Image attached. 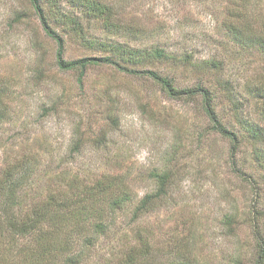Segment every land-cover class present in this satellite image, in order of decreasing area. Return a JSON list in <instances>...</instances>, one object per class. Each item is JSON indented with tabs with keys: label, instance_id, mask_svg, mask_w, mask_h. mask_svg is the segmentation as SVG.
<instances>
[{
	"label": "rangeland",
	"instance_id": "rangeland-1",
	"mask_svg": "<svg viewBox=\"0 0 264 264\" xmlns=\"http://www.w3.org/2000/svg\"><path fill=\"white\" fill-rule=\"evenodd\" d=\"M59 1L62 16L81 26L75 32L51 17L65 42L64 59L110 56L104 43L164 48L174 59L130 67L169 77L180 89L204 84L218 118L238 132L232 102L205 65L220 62L224 81L234 85L240 116L260 122L256 101L244 86L264 73V54L233 43L225 24L231 0ZM87 1L108 6L120 29H107L103 20L88 15ZM258 7L255 13L263 17L264 0ZM58 49L29 0H0V174L30 159L38 199L75 175L88 186L118 178L131 199L115 215L108 239L92 248L87 264L119 257L138 229L152 234L158 252L152 264H234L237 257L240 264H253L260 217L264 230V180L251 144L241 141L234 163L232 142L213 131L199 98H170L150 77L111 65H90L80 82L78 71L59 69ZM76 132L85 141L80 154L72 152ZM104 136L106 145L94 142ZM155 170H171L173 185L161 207L137 221L135 206L156 189ZM229 215L236 216L235 234L223 224ZM23 246L21 241L11 247L1 236L0 264H19Z\"/></svg>",
	"mask_w": 264,
	"mask_h": 264
},
{
	"label": "trees",
	"instance_id": "trees-1",
	"mask_svg": "<svg viewBox=\"0 0 264 264\" xmlns=\"http://www.w3.org/2000/svg\"><path fill=\"white\" fill-rule=\"evenodd\" d=\"M262 1L231 0L233 7L225 24L233 43L240 44V48L244 50L257 49L264 54V16L260 17L255 13L261 9L257 6ZM29 2L40 18L47 36L58 44L57 65L60 70L78 71L81 82L92 64L116 66L128 75L150 77L170 98L188 100L199 98L203 111L213 123V131L232 142L234 163L235 152L241 146V141H247L253 147V159L264 180V73L256 80L248 79L244 86L248 96L256 101L260 122H252L240 116V102L233 100L234 85L229 80L224 81L222 71L225 69L222 64L215 61L205 64L215 71V75L219 77L218 85H223L224 89H221L232 102V109L241 129L235 132L228 129L218 118L212 91L204 84L195 88L180 89L169 77L155 71L130 67H142L148 63L174 59L175 55L170 54L166 49L159 46L131 48L104 43L102 47L112 53L110 56L68 61L64 59L65 42L51 26L50 19L55 17L58 23L64 27H72L75 32L81 27L80 23L67 14L63 15L65 20L61 19L63 10L59 0H29ZM85 6L88 8V15L103 20L107 29H120L113 24L112 13L108 6L95 1H87ZM243 23L244 28L241 27ZM186 63L189 64V61ZM112 122L117 123V119H113ZM76 136L78 138L72 152L80 154L85 147V141L79 136V132H76ZM94 142L99 146L106 145L107 136ZM33 165L30 159H22L0 174V237H5L11 247L17 246L21 241L24 242V249L19 255V264H87L91 258L89 253L92 248L97 247L102 239H108L116 225L115 215L131 199L125 190L126 187L120 184L116 177L108 184L105 183L106 179H102L93 186H88L75 175L65 185L66 187L60 185L56 191H52L43 199H38L36 179L33 180L37 170ZM151 178L155 181L156 189L135 206L134 218L137 221L157 211L173 185L171 170L162 172L155 170L151 173ZM261 218L256 220L254 226L256 256L253 264H264V230L260 222ZM223 224L229 233H236L235 215L226 216ZM134 236V242L129 248L106 264H152L156 261L158 252L152 243V234L138 229ZM27 244H32L33 247L28 248ZM173 262L181 264L177 261ZM234 264H240L239 257L235 258Z\"/></svg>",
	"mask_w": 264,
	"mask_h": 264
}]
</instances>
